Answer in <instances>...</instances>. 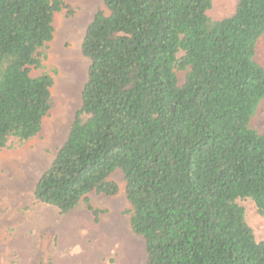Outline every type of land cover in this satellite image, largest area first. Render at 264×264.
Wrapping results in <instances>:
<instances>
[{"label": "trees", "instance_id": "1", "mask_svg": "<svg viewBox=\"0 0 264 264\" xmlns=\"http://www.w3.org/2000/svg\"><path fill=\"white\" fill-rule=\"evenodd\" d=\"M101 1L107 14L81 43V108L35 201L97 217L88 195H116L120 171L144 264H264L237 204L264 217V131L251 124L264 101V0H236L217 20L210 0ZM62 10L72 14L61 0H0V149L35 138L51 110V76L31 71Z\"/></svg>", "mask_w": 264, "mask_h": 264}, {"label": "rangeland", "instance_id": "2", "mask_svg": "<svg viewBox=\"0 0 264 264\" xmlns=\"http://www.w3.org/2000/svg\"><path fill=\"white\" fill-rule=\"evenodd\" d=\"M72 14L54 15L53 37L42 52V69L33 77L48 73L52 107L33 139L0 149V264H37L40 257L52 264H144L143 240L129 227L130 206L120 171L109 178L118 187L108 197L90 193L88 199L99 214L94 217L80 204L67 214L35 201L36 182L64 143L81 108V91L89 62L81 54L87 25L98 11L107 14L101 0H61ZM207 16L213 20L233 13L236 0H210ZM255 60L264 68V36L256 47ZM178 83L184 74H177ZM264 131V101L251 122ZM245 221L257 241H264V217L250 200H238Z\"/></svg>", "mask_w": 264, "mask_h": 264}]
</instances>
